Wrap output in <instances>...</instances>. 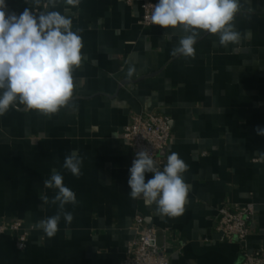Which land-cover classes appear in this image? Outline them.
Instances as JSON below:
<instances>
[{"label": "crops", "instance_id": "crops-1", "mask_svg": "<svg viewBox=\"0 0 264 264\" xmlns=\"http://www.w3.org/2000/svg\"><path fill=\"white\" fill-rule=\"evenodd\" d=\"M132 1L80 0L74 8L60 0L45 9L47 0H6L17 15L32 7L69 16L84 47L67 107L49 118L17 103L0 116V224L20 220L29 228L56 214L58 205L40 198L55 195L44 186L54 172L78 201L65 206L70 225L62 217L52 238L35 230L24 252L16 235L1 237L0 264H120L137 215L159 242L168 233L170 264H240L238 245L220 243L214 230L224 203L255 205L249 249L264 248V136L256 132L264 129V0H242L235 26L246 38L223 47L202 32L194 59L171 55L186 35L181 29L143 26L139 5L158 0ZM151 111L170 119L160 162L176 152L188 165V197L175 217L129 195L134 157L124 131L132 114ZM74 151L83 158L79 178L63 168Z\"/></svg>", "mask_w": 264, "mask_h": 264}, {"label": "clouds", "instance_id": "clouds-1", "mask_svg": "<svg viewBox=\"0 0 264 264\" xmlns=\"http://www.w3.org/2000/svg\"><path fill=\"white\" fill-rule=\"evenodd\" d=\"M59 2L47 0L44 7L55 8ZM26 3L38 6L41 0H26ZM63 3L75 8L80 0H63ZM7 7L6 0H0V116L18 103L51 118L73 98V74L83 61L82 30L74 31L72 19L59 11L37 14L32 7H26L17 15L7 11ZM241 9L242 0H158L150 22L186 33L171 55L194 59V45L202 32L218 36L223 47L246 38L248 34L242 35L235 26ZM134 73L135 68L130 67L127 75L131 77ZM256 132L264 136V129L257 127ZM82 164L83 158L74 151L65 157L63 168L79 178ZM187 170L188 165L176 152L167 156L161 170L148 151H140L129 169V195L133 200L142 198L145 204H154L157 214L178 216L184 211L188 197V185L183 178ZM146 173L153 174L147 182ZM44 186L56 191L51 200L46 195L40 197L42 202L58 205V210L33 228L52 238L59 231L62 217L66 225L74 219L65 206H75L78 201L75 192L64 185L59 172L44 180Z\"/></svg>", "mask_w": 264, "mask_h": 264}, {"label": "built area", "instance_id": "built-area-1", "mask_svg": "<svg viewBox=\"0 0 264 264\" xmlns=\"http://www.w3.org/2000/svg\"><path fill=\"white\" fill-rule=\"evenodd\" d=\"M158 2H142L141 21L144 27L152 28L158 25L151 24L150 15L153 6ZM126 4L133 6L132 0ZM171 137L170 119L158 111L132 114L130 123L125 128L124 139L132 150L134 159L140 151H148L161 170L164 164L160 162L161 154L169 146ZM254 163L260 160H254ZM256 215L253 203H224L217 209L214 230L220 235V243H236L244 255L240 264H264V248L249 249L250 222ZM33 227H25L20 220L0 224L1 237L16 235L18 251L27 249ZM134 238L128 243L126 256L120 264H170L167 254V234L163 232L162 241L159 242L158 232L154 227L147 225L141 215L135 218Z\"/></svg>", "mask_w": 264, "mask_h": 264}, {"label": "trees", "instance_id": "trees-1", "mask_svg": "<svg viewBox=\"0 0 264 264\" xmlns=\"http://www.w3.org/2000/svg\"><path fill=\"white\" fill-rule=\"evenodd\" d=\"M11 222H13V221H11Z\"/></svg>", "mask_w": 264, "mask_h": 264}]
</instances>
